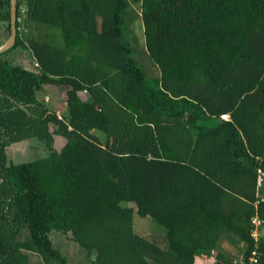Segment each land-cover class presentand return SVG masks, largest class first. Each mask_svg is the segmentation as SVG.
<instances>
[{
  "label": "trees",
  "instance_id": "obj_1",
  "mask_svg": "<svg viewBox=\"0 0 264 264\" xmlns=\"http://www.w3.org/2000/svg\"><path fill=\"white\" fill-rule=\"evenodd\" d=\"M131 4L158 77L125 39ZM22 20L45 26V40L23 36ZM16 28L0 54V264H68L52 232L90 264H198L196 248L217 251L212 264L256 249L264 264V240L250 236V219L264 220V0H17ZM9 35L0 0V45ZM27 46L37 69L7 58ZM45 85L72 89L63 120L38 99ZM29 139L47 156L8 163ZM134 213L166 232L136 234ZM224 240L241 244L234 257Z\"/></svg>",
  "mask_w": 264,
  "mask_h": 264
},
{
  "label": "rangeland",
  "instance_id": "obj_2",
  "mask_svg": "<svg viewBox=\"0 0 264 264\" xmlns=\"http://www.w3.org/2000/svg\"><path fill=\"white\" fill-rule=\"evenodd\" d=\"M132 5V4H131ZM138 5H132V8L136 9ZM24 17V16H23ZM24 19V18H23ZM23 22V20L21 21ZM25 22V21H24ZM23 22V24H24ZM125 39L129 42L132 48V56L136 60L138 66L145 71L148 79H151L156 76V66L148 56L145 48V40L143 33V24L141 19L137 15V18H134L132 13H130V9L125 13ZM21 33L23 36L27 38H33L37 40H45V26L43 25H35L33 23L24 24L21 27ZM8 59H11L14 63L20 64L22 66H27L29 69H37V66L34 59L32 58L31 52L27 46L26 49L18 48L12 52H10L7 56ZM158 71V70H157ZM159 73V72H158ZM158 75V74H157ZM70 88H67V90ZM66 90L64 87L54 86V85H45L42 86V89L37 92V97L39 100L43 101L46 96L50 98V102H45L46 106L50 109H55L64 113L65 105L64 101L68 102L69 97L65 96L63 92ZM64 93L63 99L61 94ZM76 97H73L77 100H84L86 97V93L82 91H77L75 93ZM66 98V99H65ZM59 99V100H58ZM96 123L101 122V117L98 115V111H96ZM215 122V121H214ZM100 139H104V134L96 130L95 132ZM54 147L56 150H60L62 144H65L64 138H59V136H54ZM47 150L42 146L40 142L36 139H29L22 141L20 143L12 144L7 149V159L8 163L11 164H20L25 162H32L36 160H40L47 156ZM132 227L133 231L144 237V238H155L156 236H163L166 232V229L161 226L156 220L150 217H140L136 213L133 214L132 218ZM176 233L175 235H177ZM50 240L53 246L58 249L63 256L66 257L68 264H90L89 259L87 258L85 250L80 248L75 242L69 239L67 235H64L59 232H52L50 235ZM180 240L186 242V239L181 235ZM194 248L195 246L192 245ZM190 248V247H189ZM241 244L236 243L231 244L230 241L224 240L219 250L229 254L230 257H234L238 251H240ZM188 250V247H185ZM188 251H195V260L198 264H212L215 260L214 254L217 251H208V253H202L199 249H189Z\"/></svg>",
  "mask_w": 264,
  "mask_h": 264
},
{
  "label": "built area",
  "instance_id": "obj_3",
  "mask_svg": "<svg viewBox=\"0 0 264 264\" xmlns=\"http://www.w3.org/2000/svg\"><path fill=\"white\" fill-rule=\"evenodd\" d=\"M22 12L24 13V8L22 7ZM37 66V64L35 65ZM86 93V91H84ZM49 97L46 96L44 101L49 102ZM56 116L59 120L62 119V115L59 111L56 112ZM221 120L229 121L230 116L228 114H223L220 116ZM264 184V170L258 169L257 170V195L259 194V190L263 187ZM264 198H259L256 200L255 205L259 204L260 202H263ZM250 224L252 226L250 236L255 242V248L259 245V243L264 240V220L258 217V215L253 216L250 219ZM258 252L256 249L251 251L250 256L248 257V262H245L244 258L232 260V264H257L258 263Z\"/></svg>",
  "mask_w": 264,
  "mask_h": 264
},
{
  "label": "water",
  "instance_id": "obj_4",
  "mask_svg": "<svg viewBox=\"0 0 264 264\" xmlns=\"http://www.w3.org/2000/svg\"><path fill=\"white\" fill-rule=\"evenodd\" d=\"M16 14H17V0H10V35L7 40L0 45V54L11 49L15 44L16 39Z\"/></svg>",
  "mask_w": 264,
  "mask_h": 264
},
{
  "label": "crops",
  "instance_id": "obj_5",
  "mask_svg": "<svg viewBox=\"0 0 264 264\" xmlns=\"http://www.w3.org/2000/svg\"><path fill=\"white\" fill-rule=\"evenodd\" d=\"M133 16H134V18H137V13H138V11L136 10V9H133ZM136 15V16H135ZM25 68H27V69H29L27 66H24ZM158 74V75H157ZM159 76V73H158V71L156 70V76L155 77H158ZM64 88H66V87H64ZM71 90L72 89H68L67 90V88H66V90H64L63 92L65 93V96H69V94L71 93ZM64 93L63 94H61L62 96H60V97H62V99H63V96H64ZM66 99V98H65ZM59 100V99H58ZM49 102H50V99H49ZM65 103H64V105H66V100L64 101ZM229 115V114H228ZM230 116V115H229ZM59 138H63V137H61V136H59ZM55 139V138H54ZM66 143V142H65ZM65 144H62V147L64 146ZM61 147V148H62Z\"/></svg>",
  "mask_w": 264,
  "mask_h": 264
}]
</instances>
